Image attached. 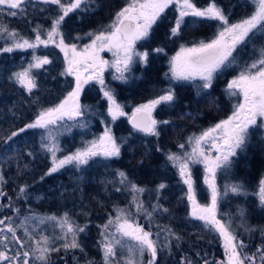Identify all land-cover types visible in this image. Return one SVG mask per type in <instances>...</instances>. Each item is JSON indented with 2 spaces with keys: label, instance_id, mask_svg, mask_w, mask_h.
<instances>
[{
  "label": "trees",
  "instance_id": "1",
  "mask_svg": "<svg viewBox=\"0 0 264 264\" xmlns=\"http://www.w3.org/2000/svg\"><path fill=\"white\" fill-rule=\"evenodd\" d=\"M130 2L91 0L87 11L69 13L59 26L64 43L83 44L92 38L88 33H98L110 25L116 13ZM191 2L200 8L213 0ZM215 3L224 11L230 24L249 17L255 10L254 0H215ZM7 11L6 7L0 11V26L18 33L17 39L33 43L34 29L38 28L41 39L47 40L52 22L61 14L56 5L40 2L30 4L15 17ZM178 17L175 6L169 5L153 24L148 37L136 42L137 52L149 53L147 62L134 57L129 70L123 73L124 79H117L121 73L108 66L103 72V86L95 80L84 85L80 94L83 115L75 120L65 117L47 130L37 128L19 132L32 123L41 110L58 105L75 87V77L62 74L66 65L64 55L57 47L60 35L54 38V43L47 45L14 48L7 53L0 51V174L6 181L2 185L6 196H0V219L11 217L18 237L24 241L23 248L9 242V256L17 250L28 251L29 264H40L34 259L32 249L41 236H48L52 240L51 246L60 248L59 252L51 253L50 264H104L102 245L107 237L113 243L121 241V244H114L117 254L112 258V264H126L130 257L137 264H147L149 253L145 251L143 257L138 252L130 254L128 249L135 246V241L122 237L116 230V217L121 214L119 210H123L130 222L151 232V239L159 246L170 243V247L162 251L158 248V264H182L184 257L195 264H203L205 260L209 264L226 261L223 238L206 227L204 221L190 215L187 185L179 175L178 166L168 160V155L191 153L189 137L197 136L233 112L238 96L228 94L227 84L257 59L259 50L264 47V31L254 30L237 45L230 57V60L235 58L233 63L214 74L210 89H202L199 78L172 79L170 57L181 46L191 47L215 39L222 30V22L186 16L180 32L172 35L171 28ZM13 43L6 33H0V49ZM105 55L110 56L107 52ZM35 57H47L50 63L31 69L38 87L29 93L16 83L13 73L28 68ZM169 89L175 99L157 105L152 113L158 121H169L158 125L160 135H146L134 130L128 122L134 108L157 99ZM109 90L128 116L112 120L107 99L102 95L103 91ZM260 125L252 126L245 147L238 149L231 166L218 169L215 177L220 193L216 218L230 225L233 233L247 245L244 251L249 254L264 244L260 231L264 228V207L260 205L258 194L259 182L264 178V127ZM106 128L121 144L119 157H94L87 165H65L59 171L45 175L52 165V154L42 144L51 146L55 138L56 157L62 158L98 139ZM13 132L18 135L8 140ZM181 144L184 148L179 147ZM118 171L127 176L124 184L120 183ZM190 171L197 202L208 205L211 191L203 181L201 167L190 164ZM129 182L143 191L133 193ZM161 184L165 187L159 188ZM24 185L28 186L26 197L17 199L19 188ZM233 185L241 186L242 191L232 193L230 187ZM9 197L12 208L8 207ZM135 201L143 203V211L137 212ZM13 208H18L19 213ZM149 212L151 217L147 215ZM65 213L72 224L86 226L85 231L77 235L83 252L80 248L65 252L61 247L64 241L57 238L62 235L58 221ZM53 216L57 219H49ZM25 217H28L25 226L32 232V240L25 236L24 228L19 227ZM106 224H109L107 229L103 227ZM246 226L256 230L249 234L244 230ZM168 230L175 236L169 235ZM7 235L11 236L10 233ZM68 239H71L70 235ZM0 250L4 249L0 247ZM256 264H260L259 253Z\"/></svg>",
  "mask_w": 264,
  "mask_h": 264
},
{
  "label": "snow or ice",
  "instance_id": "2",
  "mask_svg": "<svg viewBox=\"0 0 264 264\" xmlns=\"http://www.w3.org/2000/svg\"><path fill=\"white\" fill-rule=\"evenodd\" d=\"M40 2L47 5H56L59 9L60 15L52 22L51 30L47 32V40H42L39 29L36 31L35 42H29L26 39H17L18 33L14 30H9L4 26H0V33H6L13 41L10 47L0 49L5 53L12 52L13 49L35 48L39 44L47 45L54 43V38L59 33V26L64 22L65 17L69 13L76 10L87 11L91 0H0V6L7 8V14L10 16H17L25 11L27 6L34 5ZM176 3L179 7V17L176 19L175 26L171 28L172 35H177L181 30V24L184 22V17H203L210 20H217L222 22V30L218 33L215 39L210 42H200L198 45L192 47L181 46L180 51L172 57L171 74L172 79L175 80H195L199 78L202 82L200 87L202 89H210L214 74L222 67L233 63V52L237 45L245 41L250 33L254 30L264 31V0H254L255 10L245 19L238 23H229L224 11L217 6L215 0L208 4L204 9L197 8L191 0H131V2L116 13L113 22L106 26L98 33H88L92 39L91 44L85 45L82 50H77L76 45H68L64 43V38L60 35L57 47L64 52L67 67L65 72L75 77V87L64 97V99L55 107L41 110L32 123L25 125L19 132H24L25 129H50L58 121L65 117L69 120H75L77 117L83 115V108L80 104V94L83 91L84 85L90 81L95 80L102 86L104 85L103 72L109 65V62L102 59L100 53L107 49L113 53L115 60L111 66L116 68L120 76L117 79H124L123 73L128 71L130 65L133 63L134 57H139L142 61L147 62L148 52L139 53L136 51V42L146 39L149 35L153 24L160 18L161 14L170 4ZM0 7V11H3ZM160 52L162 49H156ZM71 54V55H69ZM47 57H35L34 61L28 65V68L23 71L13 73V77L23 89L32 92L37 88L36 79L33 76L31 69L41 68L43 65L49 64ZM227 91L230 96L242 97L233 109L232 114L213 127L204 130L199 136L189 137L188 142L192 144L191 153H185L183 156L175 153L168 155V160L178 166L179 175L183 183L187 185V199L191 204L190 215L196 219L205 222L206 227L219 233L223 238V247L226 261L214 262V264H256L257 253H259L260 264H264V244L256 249V252L251 254L244 251L247 245L238 238L231 230L230 225L222 223L216 218V210L218 204V196L220 195L216 182V172L218 169L231 166L232 158L237 155L238 149H243L246 140L250 134L252 126L257 125V120L260 118L264 121V47L259 50V55L251 64H247L244 69L227 84ZM104 96L109 102L108 114L112 120L115 121L121 116H125L124 109L119 105L113 93L104 91ZM175 99L174 93L171 89L166 94L159 96L157 99L148 101L134 108L132 114L128 117L132 128L137 132L146 135L159 136V124H168L169 121H158L152 113L157 105L165 102H171ZM260 127H264L261 124ZM17 132H13L8 140L17 136ZM53 143L51 146L42 144L48 152L52 154V165L45 175H51L59 171L65 165H87L94 157H104L109 159L112 157H119L121 154V144L117 143L116 138L112 135L111 130L106 128L103 135L88 143L83 149H77L74 153L64 156L62 159L56 157L57 145ZM208 145V147H205ZM184 148V145H179ZM159 150V149H158ZM30 154V153H29ZM190 164L204 165V183L211 191V203L208 205H201L196 200L195 189L193 186L192 173L190 171ZM117 175L121 178L120 183L124 184L127 181V176L124 172H119ZM43 179V177H41ZM6 181L4 176L0 174V196H6L2 190V185ZM131 184V182H129ZM24 185L19 188L17 199L26 197V188ZM165 185H159V188H164ZM120 191V189H117ZM131 191L133 193L142 192L143 189L138 188L135 184H131ZM232 193H240L242 187L233 185L230 187ZM259 200L261 207H264V179L259 182ZM9 199L8 207L12 208L11 197ZM137 212L143 211V203L135 201ZM156 206L153 207V211ZM17 214L18 208H13ZM120 215L116 217V230L122 237H127L135 241L134 247H129L130 254L135 255L139 253L141 257L146 252L149 253L147 264H158V248H169L170 243H165L162 247L157 242L151 239L152 233L145 231L140 225L130 222L123 210H119ZM167 211V209H164ZM151 217L152 213H147ZM51 220H56V217H49ZM28 217H25L19 227L24 228V234L29 239H33V234L25 226ZM11 217H4L0 219V264H29L30 253L28 251H15L12 256L8 255V243L14 242L19 244L21 248L24 246V241L17 235V227L14 226ZM62 230V235L57 237L64 241L61 245L63 250L67 252L70 249L81 248L77 235L85 231V227L74 225L70 222L67 213L64 214L58 221ZM112 221H109L111 224ZM109 224L103 227L107 229ZM246 232L251 234L256 229L252 227H245ZM169 231V235L175 236ZM261 235L264 236V228L260 229ZM10 233L11 236L7 235ZM104 235V233H101ZM71 236L69 240L68 237ZM159 235V233H157ZM179 240V237H175ZM36 247L32 249L34 259L40 264H50V255L53 252H59L60 248L52 247V240L48 236H41L40 240L35 241ZM114 244H121L120 240H115L114 243L107 239L103 243L104 264H112V258L116 256ZM21 257L23 259L21 260ZM126 264H137L136 260L131 257ZM182 264H195L192 259L184 257ZM203 264H209L207 260Z\"/></svg>",
  "mask_w": 264,
  "mask_h": 264
},
{
  "label": "rangeland",
  "instance_id": "3",
  "mask_svg": "<svg viewBox=\"0 0 264 264\" xmlns=\"http://www.w3.org/2000/svg\"><path fill=\"white\" fill-rule=\"evenodd\" d=\"M181 2H182V0H181ZM170 5H173V6H175V8H176V10H177V14H178V16H179V7H178V5L176 4V3H173V4H170ZM127 6V5H126ZM126 6H124V7H126ZM196 6V5H195ZM208 6V5H207ZM207 6H205V7H207ZM197 7V6H196ZM205 7H197V8H199V9H204ZM248 18V17H247ZM114 19H115V17H114ZM245 19V18H244ZM241 21V20H240ZM240 21H236V22H234V23H238V22H240ZM94 37H92L91 39H89V40H87V41H85V42H83V44H74V45H76V48H77V50L79 51V50H82L84 47H85V45H88V44H91V42H92V39H93ZM66 44V43H65ZM68 45H70V44H68ZM73 45V44H72ZM184 47H189V46H184ZM192 47V46H191ZM180 51V49L179 50H177L176 52H174L172 55H171V57H170V61H171V59H172V57H174L176 54H177V52H179ZM105 52H107V53H109V57L108 56H106L105 55ZM62 54L64 55V52H62ZM69 55H71V54H69ZM100 56H101V58L102 59H104V60H106V61H108L109 62V65H112L113 64V62H114V60H115V57L113 56V53L111 52V51H108L107 49H105L104 51H102L101 53H100ZM134 60V59H133ZM64 62H65V65H66V67H67V63H66V61H65V55H64ZM115 71H116V68L114 67V66H111ZM107 68V67H106ZM105 68V69H106ZM170 68H171V64L169 63V71H170ZM105 69H104V71H105ZM117 72V71H116ZM171 72V71H170ZM237 76V75H236ZM234 78V77H233ZM233 78H231V80L233 79ZM230 80V81H231ZM102 95L104 96V91L102 92ZM105 97V96H104ZM106 99H107V97H105ZM150 100H153V99H150ZM242 100V97H239L238 96V102H240ZM148 102V101H147ZM147 102H145V103H147ZM237 102V103H238ZM109 106V102H108V100H107V107ZM122 107V106H121ZM123 108V107H122ZM124 109V108H123ZM232 114V113H231ZM230 114V115H231ZM230 115H228L227 116V118L230 116ZM125 116H128L127 114L125 115ZM227 118H225V119H227ZM224 120V119H223ZM221 121V120H220ZM220 121H218L217 123H219ZM257 123H261V124H264V121H262L260 118H258V120H257ZM214 126V125H213ZM213 126H210V127H208V128H211V127H213ZM208 128H206V129H208ZM205 129V130H206ZM203 132V131H202ZM201 132V133H202ZM201 133H199L197 136H199ZM101 135H103V133L101 134ZM100 135V136H101ZM99 136V137H100ZM98 137V138H99ZM193 146V145H192ZM205 147H208V145H205ZM191 151H192V148H191ZM63 158V157H62ZM61 157L60 158H58V159H62ZM195 165H197V164H195ZM198 166L199 167H201V172H202V178H203V181H204V175H205V172H204V165L203 164H198ZM264 179V178H263ZM211 203V202H210ZM209 203V204H210Z\"/></svg>",
  "mask_w": 264,
  "mask_h": 264
},
{
  "label": "water",
  "instance_id": "4",
  "mask_svg": "<svg viewBox=\"0 0 264 264\" xmlns=\"http://www.w3.org/2000/svg\"><path fill=\"white\" fill-rule=\"evenodd\" d=\"M132 114V112L129 114V116ZM128 122H129V120H128ZM129 124H131V123H129Z\"/></svg>",
  "mask_w": 264,
  "mask_h": 264
}]
</instances>
